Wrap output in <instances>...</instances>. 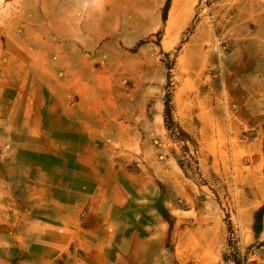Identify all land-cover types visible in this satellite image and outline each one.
I'll return each mask as SVG.
<instances>
[{
	"label": "rangeland",
	"instance_id": "1",
	"mask_svg": "<svg viewBox=\"0 0 264 264\" xmlns=\"http://www.w3.org/2000/svg\"><path fill=\"white\" fill-rule=\"evenodd\" d=\"M0 164V264H264V0H0Z\"/></svg>",
	"mask_w": 264,
	"mask_h": 264
},
{
	"label": "crops",
	"instance_id": "2",
	"mask_svg": "<svg viewBox=\"0 0 264 264\" xmlns=\"http://www.w3.org/2000/svg\"><path fill=\"white\" fill-rule=\"evenodd\" d=\"M60 34V33H59ZM58 39H69L67 34H60V36H57ZM57 40V39H56ZM50 53H58L60 52V46L55 45L52 43L47 50ZM39 64H42L43 62L47 63L50 66L53 67H58L62 66L64 62L61 59H47L45 61L38 60ZM63 97V96H62ZM73 109H78V106L74 107ZM83 117L82 119H84ZM76 119V117L72 116H66L64 117L63 126L60 129V132L58 134H63V135H69L72 136L73 139H75L77 142L82 141L84 142L85 138L80 137L82 135H86L88 128L84 126H75L73 125V121ZM2 167L5 168L4 172H2V177L0 176V188H2L3 185H6L7 187L12 183L14 180L13 177V172H14V166H9V164H0V168ZM35 169H38L37 166H34ZM102 168V166H100ZM93 170V165L89 162H83V163H69L67 160H62V159H56L52 162V166H45L42 168L40 166V174H44V179L40 180V185L39 187L32 186L34 184L32 181L28 185V190L31 192H34V194H38L39 197L45 200L46 203L51 205H56V195L59 194L64 187L66 186L65 184H73L72 187L73 190H75L77 194V190L79 189V185L83 182H88L90 178V174L92 173ZM44 172V173H43ZM29 176L31 175V168L29 167ZM11 176V178H10ZM13 179V180H12ZM100 179L102 180V175H100ZM30 181V180H29ZM28 181V182H29ZM3 184V185H2ZM1 191V190H0ZM7 197H10L7 195ZM0 206H2L3 199H0ZM6 202L9 203L8 198H6ZM79 209L78 204H74L72 206V210ZM13 224L11 223H0V232L2 231H12V230H25V225H20V226H12ZM94 228H86V231H94ZM40 231L45 232L42 235H39L41 243L39 244V249H41V254L47 251V248L52 247L54 244L52 241L59 242L61 241V234L58 233L57 228H53L48 225H44L43 228H40ZM54 239V240H53ZM58 240V241H57ZM4 247L9 248L8 245L5 244H0V256H2L6 250ZM10 253V252H9ZM12 256V255H11ZM44 260H46L44 256Z\"/></svg>",
	"mask_w": 264,
	"mask_h": 264
}]
</instances>
